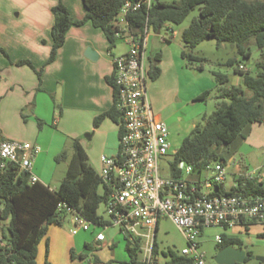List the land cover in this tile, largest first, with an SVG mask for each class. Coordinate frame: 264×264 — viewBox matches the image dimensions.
Returning a JSON list of instances; mask_svg holds the SVG:
<instances>
[{"label":"trees","instance_id":"1","mask_svg":"<svg viewBox=\"0 0 264 264\" xmlns=\"http://www.w3.org/2000/svg\"><path fill=\"white\" fill-rule=\"evenodd\" d=\"M126 1L128 0H83L87 12L82 19L73 18L68 7L59 1L52 8L55 22L52 29L53 46L48 62L54 60L69 28L87 21L105 32L110 42L109 49H112L117 40L115 21ZM196 7H199V15L183 30L181 36L184 43L181 55L188 63L193 59H200L193 54V50L205 40H215L217 47L225 42L235 44L238 53L245 58L251 56L250 44L255 43L262 51V56L256 64L254 75L249 70H241L239 66L235 68V72L242 75L250 95L240 86L228 85L227 74L213 71L215 88L218 91L217 109L206 118L205 125L197 124L194 127L175 152L170 161L171 175L174 177L183 176L177 168L179 162L191 165L193 174L198 175L212 163L227 165L230 157L221 153L220 149L229 147L237 138L244 137V131L254 123L264 124V0H156L149 9L128 13L126 19L130 28L137 33L144 31L147 22L153 30L158 31L166 23L181 24ZM235 62L236 59H230L227 64L234 65ZM17 64L33 67L30 60H20ZM159 74L160 69L153 66L152 79H156ZM38 75H41L40 71ZM108 81L114 86L115 102L111 109L95 118V127L106 117L120 123L121 114L117 109L114 77L108 78ZM210 93V90H206L197 99L205 100ZM62 160L67 161L68 166L57 189H52L40 181L31 183L29 173L20 170L19 165L14 162H8L6 168L0 169V264H38V246L48 227L53 224L62 225L67 214L58 209L62 201L94 224L103 226L109 223L98 212L101 204L107 201L108 188L103 185L99 172L89 162L79 138L73 140L72 152L63 149L56 156L57 162ZM216 192L264 196V181L240 176L238 184L231 190L227 191L223 185H218ZM157 230L158 228L156 232ZM122 234L129 256V261L125 264H145L139 259L142 238ZM261 235L264 236V232ZM221 236L220 248L228 244L241 246L239 238L225 234ZM90 248V244H86V249ZM153 252L155 257H159L156 238ZM247 254L245 264H264L260 260L252 259L251 252ZM163 255L165 260L162 264H193L190 258L172 249ZM78 257L85 259L87 254L82 253ZM71 259H77L73 249ZM153 264L160 263L155 260Z\"/></svg>","mask_w":264,"mask_h":264},{"label":"crops","instance_id":"2","mask_svg":"<svg viewBox=\"0 0 264 264\" xmlns=\"http://www.w3.org/2000/svg\"><path fill=\"white\" fill-rule=\"evenodd\" d=\"M59 1L73 18L86 15L83 0H0V138L40 145L34 173L50 188L58 168L56 156L68 137L81 140L97 172L102 169V155H118L120 123L110 117L97 127L94 122L115 102L114 86L108 81L114 73L112 59L127 51L125 41L121 53H117L116 43L109 49L105 32L87 21L69 28L54 60L48 62L55 22L52 8ZM88 48L97 53L96 59L86 55ZM183 49L182 39L178 41L172 34L152 29L147 35V91L155 114L168 124L182 121L190 97L197 98L210 86L200 80L193 86ZM20 60H30L33 67L18 65ZM153 66L160 69L156 79L151 77ZM85 132L91 135L83 138ZM246 170L240 165L234 184L228 189L224 183L223 188L235 187ZM201 174L187 179L198 180ZM249 225L238 227L248 229ZM41 257L39 246L38 264ZM63 264H75L71 253Z\"/></svg>","mask_w":264,"mask_h":264},{"label":"built area","instance_id":"3","mask_svg":"<svg viewBox=\"0 0 264 264\" xmlns=\"http://www.w3.org/2000/svg\"><path fill=\"white\" fill-rule=\"evenodd\" d=\"M155 1L128 0L115 21L116 36L124 39L127 51L112 59L121 132L118 155L101 156L99 174L108 188L105 206L109 222L103 227H116L121 233L145 239L142 262L153 264L160 259L153 252L156 228L161 217L170 218L187 240L181 254L190 258L193 264H207L206 253L200 248L203 229L214 226L235 228L252 223L264 227V196L218 194L217 186L227 179V165L219 162L207 166L205 171L210 174L206 178L195 181L185 177L193 174L192 166L185 162H179L177 166L182 177L161 175L160 161L168 155L171 143L169 126L155 114L147 91V35L152 28L147 22L144 31L137 33L126 19L128 13L149 9ZM169 30L175 35L173 29ZM239 68L249 70L246 65ZM40 152L38 144L0 138V169L6 168L8 162H14L20 170L29 173L31 183L38 182L34 160ZM117 166L119 171H116ZM247 170L244 176L256 179L255 172ZM58 209L72 215L73 235L89 230L92 225L102 226L86 219L66 202H60ZM96 240L105 241V234L99 232ZM216 241L221 243L222 236L217 235Z\"/></svg>","mask_w":264,"mask_h":264},{"label":"rangeland","instance_id":"4","mask_svg":"<svg viewBox=\"0 0 264 264\" xmlns=\"http://www.w3.org/2000/svg\"><path fill=\"white\" fill-rule=\"evenodd\" d=\"M255 1V0H248ZM199 15V7H196L181 24L166 23L162 28L163 35H171L168 27H171L176 33L174 37L181 41L182 32L189 27L193 19ZM125 48L123 38L116 41L117 53H121ZM251 56L245 58L237 51V47L232 43H222L217 47L215 40H205L198 44L193 50V54L200 59H193L188 63L187 70L194 84L200 82H208L210 86V95L205 100H198L191 96L185 108V115L182 121H177L169 125V140L171 148L168 155L160 161V173L164 177L171 175L170 161L173 159L175 152L180 147L182 141L187 137L194 127L199 124L205 125L206 118L217 109L218 91L215 88L216 81L213 71L222 72L229 77L228 85H236L242 87L247 95V90L243 83L242 75L235 72L238 66L246 65L249 71L254 75L256 64L261 59L262 51L255 43L250 44ZM236 59L234 65H228L227 61ZM149 96V94H148ZM150 99V98H149ZM262 123H254V127L247 128L244 131V137H239L229 147H222L221 153L230 157L227 165L226 187L228 189L234 184L238 177V169L241 166L247 167V171H254L256 180L264 181V125ZM90 132H85L82 137H87ZM78 138V137H76ZM75 138L68 137L65 148L72 152V143ZM89 159V158H88ZM90 162V160H89ZM91 163V162H90ZM57 171L51 182L52 188H58L67 170V161L62 160L57 163ZM243 170V169H242ZM210 172L204 171L202 178H206ZM198 177V174L185 175L187 178ZM103 188H101V191ZM99 214L107 217L105 203H102L98 210ZM73 221L72 215L66 214L62 225H50L46 238L39 243L42 257L39 264H47L54 262L63 264L65 259H70V253L73 249L77 255L76 260H72L75 264H125L129 261V256L125 249L124 235L116 227H103L92 225L89 230H81L76 235L72 234ZM102 232L105 234L106 240L99 242L96 240L97 234ZM264 227L261 224L252 223L248 229L245 227L223 228L220 226L206 227L202 231L200 237V248L206 253L207 264H219L215 261V256L220 251V245L216 241L217 235H227L229 237H237L241 241L236 247L243 248L246 252H251L253 256H264ZM1 236V231H0ZM156 243L159 249V263L165 260L163 253L169 249L181 254L182 250L187 246V240L180 228L167 217H161L159 220L158 230L156 232ZM86 243L91 248L86 249ZM38 246V249H39ZM87 254L85 259H80V254ZM145 255V239L142 241V250L139 252V259L143 260ZM245 264V263H244Z\"/></svg>","mask_w":264,"mask_h":264},{"label":"water","instance_id":"5","mask_svg":"<svg viewBox=\"0 0 264 264\" xmlns=\"http://www.w3.org/2000/svg\"><path fill=\"white\" fill-rule=\"evenodd\" d=\"M160 31V30H159ZM86 55L91 59L97 58V53L91 48L87 49ZM91 134H87L89 136ZM119 166L116 167V171H119ZM248 254L243 248L236 247L235 245L228 244L220 249V251L215 256V261L219 264H244L246 262ZM252 259L260 260L264 262V256H253L250 255Z\"/></svg>","mask_w":264,"mask_h":264}]
</instances>
